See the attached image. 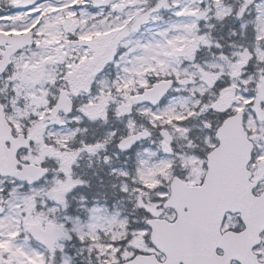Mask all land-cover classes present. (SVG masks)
Returning <instances> with one entry per match:
<instances>
[{
	"label": "snow or ice",
	"instance_id": "snow-or-ice-1",
	"mask_svg": "<svg viewBox=\"0 0 264 264\" xmlns=\"http://www.w3.org/2000/svg\"><path fill=\"white\" fill-rule=\"evenodd\" d=\"M0 264H264V0H0Z\"/></svg>",
	"mask_w": 264,
	"mask_h": 264
}]
</instances>
